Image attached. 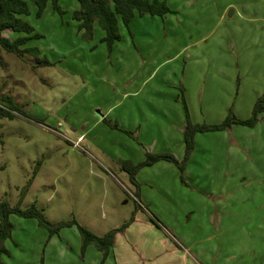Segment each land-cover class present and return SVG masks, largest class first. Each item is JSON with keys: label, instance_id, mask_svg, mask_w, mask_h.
I'll return each mask as SVG.
<instances>
[{"label": "rangeland", "instance_id": "374dc122", "mask_svg": "<svg viewBox=\"0 0 264 264\" xmlns=\"http://www.w3.org/2000/svg\"><path fill=\"white\" fill-rule=\"evenodd\" d=\"M26 1L20 18L34 30L3 34L30 36L21 48L38 54L0 47V99L20 107L0 117V201L97 235L128 225L105 255L82 247L75 224L51 236L11 214L3 264H264V111L254 126L196 133L191 178L165 159L135 181L124 167L148 153L181 162L188 118L252 116L264 100V0H165L173 12L120 21L111 50L97 22L89 37L79 29L78 0H60L62 13L48 4L41 17ZM234 146V161L200 166L206 147L215 156Z\"/></svg>", "mask_w": 264, "mask_h": 264}, {"label": "trees", "instance_id": "16d2710c", "mask_svg": "<svg viewBox=\"0 0 264 264\" xmlns=\"http://www.w3.org/2000/svg\"><path fill=\"white\" fill-rule=\"evenodd\" d=\"M36 7V15L41 17L44 10L51 4L52 7L62 13L60 0H30ZM30 9L26 0H0V47L7 51L14 52L18 56L24 53L38 54L39 50L35 47L21 48L30 36H19L14 39L4 36V30L13 32L30 33L34 28L23 21L20 16L29 14ZM169 12H173L165 0H78V7L73 10L72 16L79 21V29L85 31L87 37L91 36L93 24L97 22L104 30L102 40L111 50L116 41L121 39L119 22L128 26L135 15L143 16L160 15L163 16ZM35 36H39L36 34ZM0 117H13V111H19L20 107L14 102L11 96L4 95L0 99ZM185 106H186V102ZM187 109V107H186ZM264 111V100H258L253 108L252 116L248 119L237 118L232 112L228 113L226 118L214 124H198L187 119L184 127L185 155L180 162L175 156L167 153H148L147 158L139 164L125 163L124 167L131 174L135 181V175L139 168L165 159L175 162L183 170L187 160L195 147V135L198 132L224 130L230 128L233 124H243L254 126L258 121L259 114ZM187 112V110H186ZM16 214L24 218H36L38 224L48 229L50 235L59 233L66 226L77 225L82 236V247L85 248L89 244H94L100 251L106 255L114 242L117 230L125 228V223L118 229H112L104 235H97L89 228L79 224L75 219L61 222L49 221L43 211L35 204L28 208H21L19 205L11 206L7 201H0V264H3L1 256L6 252L4 241L12 235V222L10 215Z\"/></svg>", "mask_w": 264, "mask_h": 264}, {"label": "crops", "instance_id": "0c3cea01", "mask_svg": "<svg viewBox=\"0 0 264 264\" xmlns=\"http://www.w3.org/2000/svg\"><path fill=\"white\" fill-rule=\"evenodd\" d=\"M203 94H204V92H202V94H201V100H204V96H203ZM209 98L207 97L204 101L205 102H207V103H209ZM210 101H212V100H210ZM182 124V123H181ZM212 149H214V148H210V147H206L204 150H205V153H206V155H201V158L200 159H198V161H200V160H204V161H201V162H199V164H200V166L201 167H211L210 166V164H211V161H209V159H207V158H212V157H214L215 159L214 160H216V159H218V158H223V156L224 157H226L228 160H230V158L231 159H233V161L235 160V159H237V157H238V153H239V147L238 146H234L232 149H231V147H226V149H223V150H217V152H218V154L217 155H208L207 153L208 152H213V150ZM183 151H185V149L183 150ZM227 152V153H226ZM182 155V154H181ZM181 155H177V157L180 159L181 158ZM197 157V154H196V149H194L193 150V152L191 153V155L189 156V158H188V160H187V163H186V165H185V168H186V171H185V173H187V176H189L190 177V175H191V173H190V171H189V168L191 169V168H194L192 165L194 164V162H196L197 160L195 159ZM215 163V162H214ZM191 178V177H190ZM221 190V189H220ZM225 213L226 212H223V215H225Z\"/></svg>", "mask_w": 264, "mask_h": 264}]
</instances>
